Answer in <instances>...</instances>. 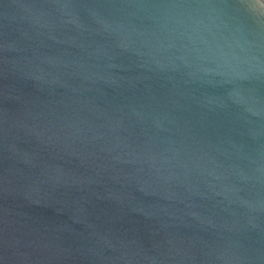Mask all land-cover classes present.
<instances>
[{
    "label": "water",
    "instance_id": "1",
    "mask_svg": "<svg viewBox=\"0 0 264 264\" xmlns=\"http://www.w3.org/2000/svg\"><path fill=\"white\" fill-rule=\"evenodd\" d=\"M0 264H264V0H0Z\"/></svg>",
    "mask_w": 264,
    "mask_h": 264
}]
</instances>
